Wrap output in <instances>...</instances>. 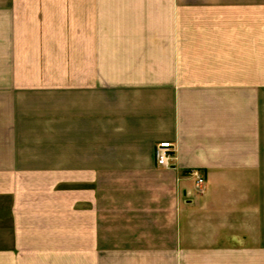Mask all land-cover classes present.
Wrapping results in <instances>:
<instances>
[{"label": "crops", "instance_id": "crops-1", "mask_svg": "<svg viewBox=\"0 0 264 264\" xmlns=\"http://www.w3.org/2000/svg\"><path fill=\"white\" fill-rule=\"evenodd\" d=\"M0 264H264V0H0Z\"/></svg>", "mask_w": 264, "mask_h": 264}, {"label": "built area", "instance_id": "built-area-1", "mask_svg": "<svg viewBox=\"0 0 264 264\" xmlns=\"http://www.w3.org/2000/svg\"><path fill=\"white\" fill-rule=\"evenodd\" d=\"M175 146L170 141H162L156 145L155 157L159 166L171 167L172 160L174 159ZM197 179L199 191L203 192V184L205 183L204 177L197 170L193 172Z\"/></svg>", "mask_w": 264, "mask_h": 264}]
</instances>
